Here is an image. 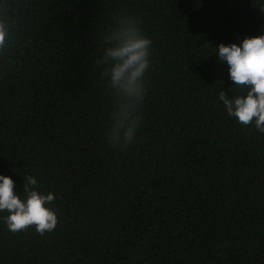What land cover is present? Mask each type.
Here are the masks:
<instances>
[{"label":"trees","instance_id":"1","mask_svg":"<svg viewBox=\"0 0 264 264\" xmlns=\"http://www.w3.org/2000/svg\"><path fill=\"white\" fill-rule=\"evenodd\" d=\"M126 17L152 43L121 150L96 61ZM0 19V175L17 195L35 177L58 217L40 235L0 213V264H264V133L227 114L221 90L243 92L215 54L264 34V0H0Z\"/></svg>","mask_w":264,"mask_h":264},{"label":"clouds","instance_id":"2","mask_svg":"<svg viewBox=\"0 0 264 264\" xmlns=\"http://www.w3.org/2000/svg\"><path fill=\"white\" fill-rule=\"evenodd\" d=\"M12 42L10 22L0 19V56L9 57ZM102 43L103 52L96 63L114 97L105 139L110 146L123 150L134 141L140 128L139 109L146 94L144 77L151 65L152 42L136 20L126 17L118 19L115 26L104 34ZM215 50L218 62L227 63L233 86L243 92L229 96L221 90L219 100L227 114L243 126L254 123L255 128L264 133V34L244 37L239 44L220 43ZM22 179L23 192L17 195L15 182L0 175V213H8L3 217L8 230L17 233L35 226L40 235L52 232L58 224V217L47 205L54 202V194L40 192L33 176Z\"/></svg>","mask_w":264,"mask_h":264}]
</instances>
